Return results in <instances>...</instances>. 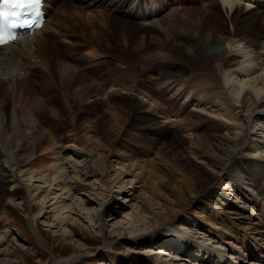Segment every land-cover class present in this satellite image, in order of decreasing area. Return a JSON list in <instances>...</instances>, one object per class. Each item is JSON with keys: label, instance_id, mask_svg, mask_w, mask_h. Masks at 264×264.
Returning <instances> with one entry per match:
<instances>
[{"label": "bare ground", "instance_id": "6f19581e", "mask_svg": "<svg viewBox=\"0 0 264 264\" xmlns=\"http://www.w3.org/2000/svg\"><path fill=\"white\" fill-rule=\"evenodd\" d=\"M259 200L264 0H50L41 31L0 49V264L28 260L11 227L28 208L34 233L51 215L103 250L165 229L156 264H264Z\"/></svg>", "mask_w": 264, "mask_h": 264}, {"label": "rangeland", "instance_id": "374dc122", "mask_svg": "<svg viewBox=\"0 0 264 264\" xmlns=\"http://www.w3.org/2000/svg\"><path fill=\"white\" fill-rule=\"evenodd\" d=\"M108 71L112 72L113 69L109 67L108 70L105 72ZM114 79L115 78H113V80ZM138 97H139L138 99L143 100L145 104L147 105L149 104L151 106L149 105L148 106L153 108L152 105L153 103L151 101L152 99H145V98L142 99V97L140 96ZM192 109L193 110L195 109L196 111L198 110L197 108L194 107ZM152 110L153 109H149L147 111H149L152 115H154V117L158 118L163 125L171 126L178 129L180 128L179 125L175 124L176 120L175 118H173L172 115H169L165 112L162 113L154 112V110L153 112H151ZM140 122L143 126L142 128H145L147 124L144 123V120L143 121L141 120ZM195 122L196 121H192L191 125L193 126L201 125V127H204L203 124H200L201 122L199 123L197 122V124H195ZM139 126L141 127V125ZM127 128L129 134V135L127 134L128 137L133 136L132 138H136L139 133L136 130V126L130 125ZM182 135L183 136L185 135V137L190 139L189 135L183 133ZM142 138H143V142H141L140 145L144 149V151L146 152L148 150V152L150 151L153 152V150L148 149L146 147L147 143L145 142L150 139V136L147 135L146 137L144 134H142ZM246 154L249 155L251 153L248 152ZM226 178L227 177H222V179L216 183V186L222 191V193L228 195V194H232V192L229 190L230 186L228 184V181H225ZM230 198L235 201V197L233 198L230 197ZM123 203H124L123 200L119 202V204H123ZM120 207L121 206L118 205V208ZM119 210L120 209H118L117 211ZM29 211H30L29 208L25 210L18 209L16 214L14 215V222L11 223V227L14 230V233L18 234V237H20L19 239L22 241V243L24 242L26 243V244L24 243L26 245L25 249H27L25 251L27 253L26 256L28 257L26 263L25 261L21 262L22 260L21 256L19 255V253H16L17 256H20L19 261L21 264H54L55 260L60 261V260H67L70 258H76L70 264H156L157 261H155L154 257L150 256L148 249L150 247H154L152 242L155 244L161 243L162 242L161 240L166 236L168 232L167 230L163 229L150 235L149 238L146 237L143 239H138L135 242H131V244H136L134 246L135 248H137L135 252L130 251L127 245L125 244V242L119 241L118 237H116L114 234L112 235L107 234L109 238L108 242L109 244L111 243L113 245L114 250H111L109 248L103 250L104 246L106 245L103 236H97L92 231L85 230L81 223L79 224L75 222L74 223L71 222L69 225L70 228L65 231L64 228L66 227V225L63 226L58 224L57 222L55 223L51 215L49 217H44L43 219H40L38 221V228L36 229L37 232L34 233L30 225L31 221H30V214L28 213ZM36 213L37 210L35 214ZM120 214H122V210ZM177 223L173 224L172 227L180 231L179 230L180 226ZM71 236L74 241L71 239ZM77 240L83 241L84 246L83 245L80 247L76 246L75 241ZM159 246L160 245H156L155 247L156 250H154L155 254L161 252V246L160 247Z\"/></svg>", "mask_w": 264, "mask_h": 264}, {"label": "snow or ice", "instance_id": "6c2138e0", "mask_svg": "<svg viewBox=\"0 0 264 264\" xmlns=\"http://www.w3.org/2000/svg\"><path fill=\"white\" fill-rule=\"evenodd\" d=\"M41 0H0V20L4 21L6 28L23 26L20 17L25 13L38 14ZM11 21V22H10ZM14 40L15 36H0V43Z\"/></svg>", "mask_w": 264, "mask_h": 264}]
</instances>
